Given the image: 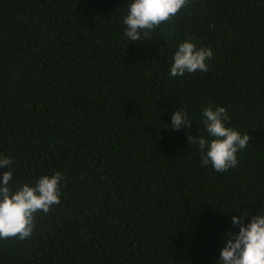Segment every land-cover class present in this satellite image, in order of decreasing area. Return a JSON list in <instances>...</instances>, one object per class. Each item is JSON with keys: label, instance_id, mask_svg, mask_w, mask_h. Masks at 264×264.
<instances>
[{"label": "trees", "instance_id": "16d2710c", "mask_svg": "<svg viewBox=\"0 0 264 264\" xmlns=\"http://www.w3.org/2000/svg\"><path fill=\"white\" fill-rule=\"evenodd\" d=\"M127 0H0V154L13 186L60 171V203L0 264H216L232 211L264 201V0H189L129 43ZM207 72L167 75L178 43ZM209 104L250 136L237 167H201ZM191 126L174 131L176 109ZM9 171L0 169V175Z\"/></svg>", "mask_w": 264, "mask_h": 264}, {"label": "clouds", "instance_id": "9594fccd", "mask_svg": "<svg viewBox=\"0 0 264 264\" xmlns=\"http://www.w3.org/2000/svg\"><path fill=\"white\" fill-rule=\"evenodd\" d=\"M189 0H127L126 14L122 17L123 36L129 43L142 37L174 17ZM213 55L210 47L197 46L192 40L177 44L172 53L167 75L183 77L186 73L207 72ZM230 116L222 106L209 104L201 111L200 121L206 135L189 136V143L197 146L201 167L210 166L217 172L237 167L238 153L249 146L248 133L230 127ZM189 115L178 108L171 115L174 131L191 126ZM11 157L0 154V169L9 171L0 175V240L29 237L35 227L38 212L47 214L52 206L60 203L61 183L64 174L60 171L42 174L34 183L13 186ZM239 215L231 216V224L238 231L227 230L222 235L223 247L216 264H264V201L257 214L245 223L250 212L232 210Z\"/></svg>", "mask_w": 264, "mask_h": 264}]
</instances>
